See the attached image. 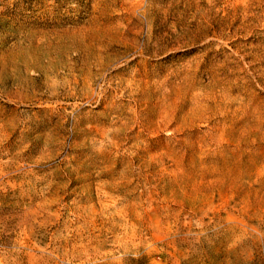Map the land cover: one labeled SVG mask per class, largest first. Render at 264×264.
Listing matches in <instances>:
<instances>
[{
  "label": "rangeland",
  "instance_id": "374dc122",
  "mask_svg": "<svg viewBox=\"0 0 264 264\" xmlns=\"http://www.w3.org/2000/svg\"><path fill=\"white\" fill-rule=\"evenodd\" d=\"M0 264H264V0H0Z\"/></svg>",
  "mask_w": 264,
  "mask_h": 264
}]
</instances>
